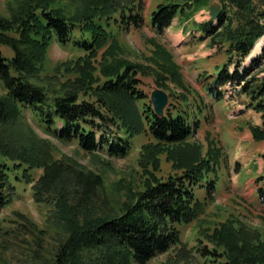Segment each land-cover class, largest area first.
Instances as JSON below:
<instances>
[{"label": "trees", "instance_id": "trees-1", "mask_svg": "<svg viewBox=\"0 0 264 264\" xmlns=\"http://www.w3.org/2000/svg\"><path fill=\"white\" fill-rule=\"evenodd\" d=\"M209 1L168 0L152 13L151 25L163 31L179 15L189 18L183 6L200 9ZM216 1L223 8L216 23L212 19L195 26L211 45L226 48L229 63L207 86V94L218 102L225 98L228 86L238 90L245 97L246 108L260 114L261 123L250 125V131L256 142H263L264 45L260 55L248 65L245 61L264 39V0ZM9 5V15L0 14V45L13 52L11 57L0 52V127L20 124L29 108L50 127L61 123L58 138L77 139L88 153L106 146L110 154L124 156L128 139L147 127L155 141L142 146L145 172L141 188H129L123 201L103 208L93 200L96 185L103 183L101 176L85 179L82 197L75 194L72 199L71 183L61 178L57 162H50L47 140L31 134L28 137L35 140L26 146L12 144L0 135V212L16 192L13 172L22 171L26 177L32 170L42 169L43 176L32 185L35 196L37 200L44 194L55 197L53 216L63 240L51 264H148L172 248H179L177 255L188 262L202 258L210 264H264V231L237 217L202 231L203 239L198 242L211 247L201 244L189 253L182 241L180 226L198 221L207 203L214 200L219 182L216 170L224 155L219 146L211 144L203 153L201 145L188 142L199 119L191 113L190 95L184 92L190 90L162 45L155 44L150 59L155 68L119 56L112 23L142 27L144 0H13ZM56 41L73 43L85 55L59 65L64 75L75 76L49 89L39 83V76ZM149 69L160 88L171 80L184 90L178 95V104H169L164 117L155 113L151 103L143 109L137 104L147 99L138 89V75L148 76ZM99 122L120 124L127 136L121 138L123 145L109 140ZM164 153L173 165V173L166 178L157 174L159 155ZM76 178L77 182L83 180L79 175ZM198 188L205 189L204 200L198 198ZM258 193L264 205V187ZM261 219L264 225V216Z\"/></svg>", "mask_w": 264, "mask_h": 264}, {"label": "rangeland", "instance_id": "rangeland-1", "mask_svg": "<svg viewBox=\"0 0 264 264\" xmlns=\"http://www.w3.org/2000/svg\"><path fill=\"white\" fill-rule=\"evenodd\" d=\"M12 2L13 0H0L1 15H9V4ZM167 2L168 0H144L145 24L140 28H128L126 24L121 26V23H112V34L119 43V56L130 62L146 66L149 64L155 68L150 59L156 43L170 53L190 92L178 88L171 80L161 89L170 95L169 104H178L181 91L190 95V111L199 119V127L188 142L201 145L203 153L211 144L223 150V161L216 170L219 182L214 200L207 203L205 213L198 221L180 226L182 241L187 243L189 253H193L201 244L211 247L204 241L198 242V238L203 239V230L207 227L213 228L231 217H237L247 225L264 231L261 219L264 216V205L258 193L264 187V182H260L264 178V141L256 142L253 139L250 125L261 123L260 114L246 108L245 97L238 90L228 86L225 98L218 102L207 94V86L219 70L229 63V55L226 48L211 45L210 40L196 28L195 23L212 20L211 7L218 2L210 0L200 9L183 6L189 18L179 15L169 28L158 31L151 25L152 13L160 4ZM0 52L7 57L13 55L12 50L3 45H0ZM261 52L262 49L253 51L245 65ZM83 55L85 52L73 43L61 45L54 42L49 49L43 73L39 76V83L49 89L59 87L67 78L75 76L64 75L59 65ZM99 61L100 56L95 63L98 64ZM152 70H147L148 76L138 75L141 81L138 89L147 96L146 100L137 102L141 109L144 104L152 105L151 94L156 87L160 88ZM2 92L0 84V94ZM99 123L100 130L109 140L123 145L122 139L127 136L120 124L117 127L111 122ZM61 127V123L58 127L46 125L27 108L24 110L23 121L13 127H0V135L12 144L26 146H30L35 140L28 137L31 134L47 140L49 150L46 151L52 156L50 162H57L61 178L65 177L66 182L71 183V198L75 194L82 197V187L85 186L83 181L91 180L95 175L103 179L102 185H96L93 195V200L99 207L116 206L126 198L129 188H141L145 172L142 146L155 142L148 127L143 133L128 139L129 147L124 156L110 154L106 146L94 153H88L81 149L77 139L60 140L57 128ZM43 148L45 150V146ZM151 166L152 164L148 168ZM172 166L166 154H160L158 176H169L173 173ZM43 174L42 169L32 170L26 177L22 171L11 174L16 192L12 195L11 203L0 212V264H51L56 249L63 240V233L53 216L55 197L44 194L40 196L41 200H37L32 188L33 183ZM77 175L83 180L77 182ZM28 179L31 182H27ZM197 196L204 200L205 189L198 188ZM179 251V248H172L156 256L148 264L211 263L202 258L188 262L177 255Z\"/></svg>", "mask_w": 264, "mask_h": 264}, {"label": "water", "instance_id": "water-1", "mask_svg": "<svg viewBox=\"0 0 264 264\" xmlns=\"http://www.w3.org/2000/svg\"><path fill=\"white\" fill-rule=\"evenodd\" d=\"M222 10L223 8L220 3L213 5L210 10L212 17L218 19ZM151 102L155 113L160 117H164L166 108L169 105V94L165 90L156 87L151 94Z\"/></svg>", "mask_w": 264, "mask_h": 264}, {"label": "bare ground", "instance_id": "bare-ground-1", "mask_svg": "<svg viewBox=\"0 0 264 264\" xmlns=\"http://www.w3.org/2000/svg\"><path fill=\"white\" fill-rule=\"evenodd\" d=\"M263 42H264V39H263L262 43H260L259 46L255 50H261L263 48Z\"/></svg>", "mask_w": 264, "mask_h": 264}]
</instances>
